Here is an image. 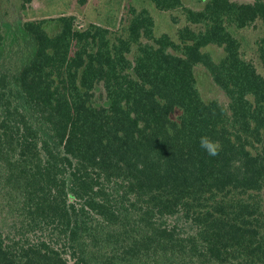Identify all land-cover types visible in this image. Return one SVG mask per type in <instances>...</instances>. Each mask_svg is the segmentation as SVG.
<instances>
[{"label":"trees","instance_id":"trees-1","mask_svg":"<svg viewBox=\"0 0 264 264\" xmlns=\"http://www.w3.org/2000/svg\"><path fill=\"white\" fill-rule=\"evenodd\" d=\"M125 1L114 29L20 24L36 46L0 67V264H264V76L236 35L264 0ZM153 9L185 19L176 39Z\"/></svg>","mask_w":264,"mask_h":264},{"label":"rangeland","instance_id":"rangeland-1","mask_svg":"<svg viewBox=\"0 0 264 264\" xmlns=\"http://www.w3.org/2000/svg\"><path fill=\"white\" fill-rule=\"evenodd\" d=\"M11 1L17 7L10 9L11 22H9L6 15L7 6L3 5L5 0H0V36L2 37V40L0 38V67L2 68L11 64L20 68L34 55L36 42L22 32L20 24L23 21L74 15L79 27L86 28L90 23H96L114 29L120 23L126 3L125 0H34L30 8L20 13L19 0ZM136 2L143 5L147 3V0H136ZM185 3L194 8H202L205 4L202 0H185ZM153 14L158 35L168 34L176 39L177 30L186 24L185 19L178 12L168 13L153 9ZM263 30L262 24L257 23L249 29L237 32L236 35L243 42L246 58L252 61L264 76V63L258 54V42ZM213 50L220 54L216 49ZM196 76L205 100L215 99L223 104L228 103V98L214 84L205 68L198 67Z\"/></svg>","mask_w":264,"mask_h":264}]
</instances>
